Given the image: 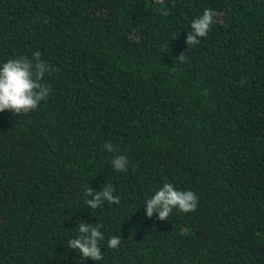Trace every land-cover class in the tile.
<instances>
[{"label":"trees","instance_id":"obj_1","mask_svg":"<svg viewBox=\"0 0 264 264\" xmlns=\"http://www.w3.org/2000/svg\"><path fill=\"white\" fill-rule=\"evenodd\" d=\"M34 52L48 99L0 113V264H264V0H0V66ZM107 183L120 203L87 207ZM164 183L197 209L146 217ZM79 222L102 260L68 248Z\"/></svg>","mask_w":264,"mask_h":264},{"label":"clouds","instance_id":"obj_2","mask_svg":"<svg viewBox=\"0 0 264 264\" xmlns=\"http://www.w3.org/2000/svg\"><path fill=\"white\" fill-rule=\"evenodd\" d=\"M220 13L213 9H205L203 14L191 22L190 30L187 32L185 43L188 49L199 45L216 23V17ZM177 59L185 61V52ZM51 71L50 65L41 59L39 52L33 53V59L25 57L11 58L0 66V113L5 110L14 115L27 116L36 110L42 101H46L51 93V86L44 82V78ZM104 148L112 152L113 145L109 142ZM128 158L118 155L111 161L112 168L117 172H127ZM116 189L109 183L103 186L101 191H94L92 187L85 190V204L93 209L100 208L105 202L107 204H119L120 197L115 196ZM88 197H91L90 199ZM199 198L194 191L178 190L172 183H164L155 190L154 194L145 200V215L152 218L158 214L160 221L167 220L174 209L183 213L194 212L197 209ZM78 235L69 240L68 248L79 253L81 259L100 261L103 252L100 242L105 239L100 230L99 223L79 222L77 226ZM121 244L119 236H112L107 241L109 249H118Z\"/></svg>","mask_w":264,"mask_h":264}]
</instances>
